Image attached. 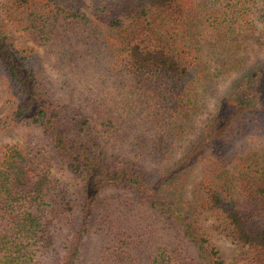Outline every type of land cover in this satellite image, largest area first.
<instances>
[{
  "label": "trees",
  "instance_id": "obj_1",
  "mask_svg": "<svg viewBox=\"0 0 264 264\" xmlns=\"http://www.w3.org/2000/svg\"><path fill=\"white\" fill-rule=\"evenodd\" d=\"M1 1L0 131H27L0 144V264H40L62 225L59 264H226L210 230L244 264H264V162L235 149L264 113V60L226 86L173 159L195 129L200 87L234 70L264 25V0H105L120 6L105 24L83 9L103 0ZM9 28L46 50L86 109L50 93L36 49Z\"/></svg>",
  "mask_w": 264,
  "mask_h": 264
},
{
  "label": "rangeland",
  "instance_id": "obj_2",
  "mask_svg": "<svg viewBox=\"0 0 264 264\" xmlns=\"http://www.w3.org/2000/svg\"><path fill=\"white\" fill-rule=\"evenodd\" d=\"M2 1L0 0V17L3 18L2 14ZM113 6H109L106 4V1H85L83 9L85 12L92 17L93 20L99 23H106V17L109 13H114V11H119L120 6L116 4V2H111ZM129 25V22L125 23ZM8 35L13 40L15 44L20 47L25 48H35L38 54V57L42 59L43 66V79L45 81L46 86L48 87L50 93L59 98L60 101L65 102L71 106H84L82 103V97L79 92L76 90L70 92L68 88H66L64 81L66 80V75L64 76L63 72L57 68L50 57L46 54V50L43 47L37 46L31 40L25 36L24 32L21 29H8ZM264 32V25L259 24L256 26V29L251 33H248L249 38H245L247 40H243L238 51L234 56L235 69L231 70L229 74L225 76H219L214 79V82H208L203 85L199 89L200 96V106L197 113L194 115V126L195 129L193 133L188 134L184 137L180 146L177 148L175 153L173 154V159H177L186 153L193 141L195 140L196 134L201 130L204 124L207 122V119L211 116V114L215 110V105L217 102V98L224 91L226 86L245 68L250 67L256 61L264 60V36L262 35ZM218 64V63H216ZM215 64V65H216ZM81 88V87H80ZM1 83H0V93H1ZM82 90V89H81ZM86 109L85 107H83ZM7 113L6 107L3 104L2 97L0 95V119ZM27 129L22 128H13L9 131H0V144H13L18 141H21L24 137ZM235 149L239 152H249L252 154L257 160L264 162V113L259 118L247 119V129L244 136L235 143ZM203 168V164L192 165L189 170L188 175V189L191 186V181L196 178L199 170ZM229 172L230 179L235 181L238 177L237 169L233 164H229L227 167ZM213 223V218L209 217V219L204 220V224L209 226ZM59 237L58 241L55 243L54 247L47 253H45L41 257L40 264H59V259L61 253L63 252V245L66 242V239L69 235V228L65 225H62L58 230ZM171 233L168 235L170 237ZM210 237L212 243L219 249L220 254L222 255L226 264H244L242 261L238 259L239 247L235 245L230 239L218 233L215 230H210ZM91 238H93L91 236ZM89 244V245H88ZM86 245V248L91 251H95L94 240L89 241Z\"/></svg>",
  "mask_w": 264,
  "mask_h": 264
}]
</instances>
